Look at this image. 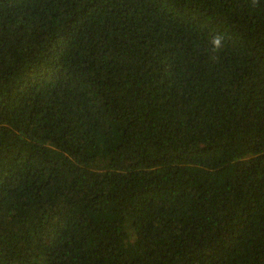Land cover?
Wrapping results in <instances>:
<instances>
[{"label":"trees","instance_id":"trees-1","mask_svg":"<svg viewBox=\"0 0 264 264\" xmlns=\"http://www.w3.org/2000/svg\"><path fill=\"white\" fill-rule=\"evenodd\" d=\"M0 264H264V0H0Z\"/></svg>","mask_w":264,"mask_h":264},{"label":"clouds","instance_id":"clouds-1","mask_svg":"<svg viewBox=\"0 0 264 264\" xmlns=\"http://www.w3.org/2000/svg\"><path fill=\"white\" fill-rule=\"evenodd\" d=\"M255 2V0H254ZM223 37L222 36H216L213 40V51H219L221 48V41H222Z\"/></svg>","mask_w":264,"mask_h":264}]
</instances>
